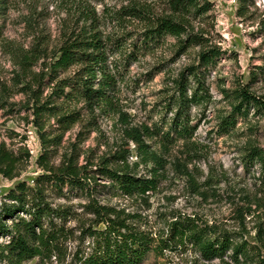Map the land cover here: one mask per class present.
<instances>
[{
	"label": "trees",
	"instance_id": "1",
	"mask_svg": "<svg viewBox=\"0 0 264 264\" xmlns=\"http://www.w3.org/2000/svg\"><path fill=\"white\" fill-rule=\"evenodd\" d=\"M11 2L0 0V15L6 14ZM169 2L174 12L160 16L150 15L139 4L121 11L117 20L137 19L146 24L139 33L106 34L92 10L91 14L83 12L77 25L67 23L55 45L42 36L29 48L5 46L0 32V44L17 67L15 86L28 96V103L20 108L32 111V123L41 140L37 158L41 173L35 183H18L0 204V262L25 264L35 258H65L68 242L75 235V229L68 226L73 212L55 201L71 198L84 199L87 212L95 216L94 224L82 229L83 238H90V242L86 250L73 255L77 264H142L151 253L168 257L189 251L209 262L219 259L223 264L231 258L236 264H258L264 255L263 227L258 232L260 246L239 241L233 232L190 215L173 216L162 230L155 231L142 215L126 213L98 199V194L105 193L148 202L150 194L160 187L168 165L157 146L167 150L181 141L194 144L200 126L194 109L204 110L213 103L208 67L223 50L208 46L206 38L190 28L191 16L197 17L207 8L199 0ZM35 19L31 17L28 25ZM168 36L176 39L179 54L201 46L197 60L172 79L161 100L159 118L134 124L122 98L123 88L129 85L128 71L142 55L165 44ZM223 93L232 98L234 113H242L252 104L264 106V101L246 87ZM0 107L10 112L15 108L5 97H0ZM84 111L91 118L90 125L99 117L112 119L121 131V146L93 164L89 158L82 163L73 145L56 164L65 134L83 120ZM52 121L57 126H51ZM223 122L230 125L233 120L227 116ZM248 150L250 159L261 165L264 185V150L257 145ZM133 152L136 159H132ZM31 158L26 145L13 148L0 138V173L4 177L19 176Z\"/></svg>",
	"mask_w": 264,
	"mask_h": 264
},
{
	"label": "rangeland",
	"instance_id": "2",
	"mask_svg": "<svg viewBox=\"0 0 264 264\" xmlns=\"http://www.w3.org/2000/svg\"><path fill=\"white\" fill-rule=\"evenodd\" d=\"M199 1L207 11L197 17L191 16L190 28L202 34L208 46L220 47L223 54L208 67L213 103L204 110L194 109V115L200 120L194 144L181 141L167 150L161 144L157 146L168 165L160 187L150 194L148 202L105 193L97 196L102 204L142 215L155 231L162 230L166 220L173 216L190 215L233 232L239 241L260 246L258 232L260 227L264 228L263 172L261 165L250 159L248 147L257 145L264 150V106L258 108L252 104L242 113H234L232 98L223 90L231 93L246 87L264 101V0ZM135 4L152 16L174 12L169 0H12L6 14L0 15L2 41L5 46L29 48L35 40L45 36L46 41L55 45L67 23L77 25L83 12L91 14V10L96 12L106 34L139 33L146 26L142 21L116 19L121 17L125 7ZM31 17L36 19L29 26ZM200 49L198 45L179 54L176 39L168 36L160 48L142 55L132 64L128 71L129 85L123 88L122 98L134 124L150 123L159 118L157 112L172 79L197 60ZM16 68L0 44V97H5L10 107L15 106L13 112L0 107V138L13 148L26 145L32 153L29 164L16 178L9 179L0 173V204L18 183L33 185L41 173L37 163L41 140L32 123V111L20 108L26 106L28 96L15 86ZM83 116V120L65 134L59 155L54 159L56 164L65 151H72L73 145L78 148L82 163L89 158L93 164L111 156L121 146L122 134L112 119L99 117L90 125L89 114L84 111ZM227 116L233 120L230 125L223 122ZM50 124L57 126L55 121ZM131 148H135L132 142ZM132 159H136L135 152ZM141 170L143 172L144 168ZM55 204H66L73 212L68 226L75 229V235L68 242L67 256L47 261L35 258L25 264H77L72 261L73 255L89 246L90 238H83L82 229L94 224L95 216L87 212L86 201L82 198L58 199ZM261 259L264 261V255ZM260 260L257 263L264 264ZM142 264L222 263L219 259L205 261L189 251L168 257L151 253ZM223 264L236 263L227 258Z\"/></svg>",
	"mask_w": 264,
	"mask_h": 264
}]
</instances>
